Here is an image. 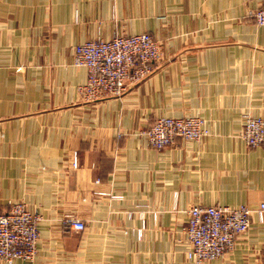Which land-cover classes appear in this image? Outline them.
I'll return each instance as SVG.
<instances>
[{
    "label": "crops",
    "instance_id": "obj_1",
    "mask_svg": "<svg viewBox=\"0 0 264 264\" xmlns=\"http://www.w3.org/2000/svg\"><path fill=\"white\" fill-rule=\"evenodd\" d=\"M261 5L0 0V210L23 201L41 214L35 264H264V144L239 133L246 115L264 116ZM141 31L161 44L152 74L120 96L84 97L75 46ZM197 115L200 140L156 149L141 134L158 116ZM198 203L254 210L233 249L199 262L184 230ZM67 215L86 227H63Z\"/></svg>",
    "mask_w": 264,
    "mask_h": 264
},
{
    "label": "built area",
    "instance_id": "obj_2",
    "mask_svg": "<svg viewBox=\"0 0 264 264\" xmlns=\"http://www.w3.org/2000/svg\"><path fill=\"white\" fill-rule=\"evenodd\" d=\"M254 19L264 25V0ZM160 56L161 44L148 31L86 40L74 48V64L88 70L86 82L77 88L88 99L120 96L131 85L151 75ZM204 122L200 116H162L141 134L150 146L162 149L174 144L177 138L200 140L208 132ZM239 133L249 146L264 144V116L246 115ZM72 165H79L77 153ZM253 211L247 204L190 206L184 228L190 246L188 257L199 262L218 258L233 249L238 236L250 228ZM256 213L264 222V202ZM40 219L41 214L30 210L23 201H13L7 210H0V260L6 264H14L18 259L36 263ZM61 223L75 230L86 227V222L72 215L64 216ZM262 259L264 263V243Z\"/></svg>",
    "mask_w": 264,
    "mask_h": 264
},
{
    "label": "rangeland",
    "instance_id": "obj_3",
    "mask_svg": "<svg viewBox=\"0 0 264 264\" xmlns=\"http://www.w3.org/2000/svg\"><path fill=\"white\" fill-rule=\"evenodd\" d=\"M197 116H198V115H197ZM158 117H162V116H158ZM158 117H156V118L153 120V122H154ZM169 117H172V116H169ZM175 117H180V116H175ZM184 117H186V116H184ZM200 117H201V116H200ZM202 118H203V117H202ZM153 122H152V123H153ZM152 123H151V124H152Z\"/></svg>",
    "mask_w": 264,
    "mask_h": 264
}]
</instances>
